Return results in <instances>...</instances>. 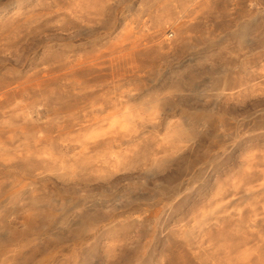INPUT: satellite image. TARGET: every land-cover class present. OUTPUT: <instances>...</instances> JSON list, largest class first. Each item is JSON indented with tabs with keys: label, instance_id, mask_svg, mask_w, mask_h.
Here are the masks:
<instances>
[{
	"label": "rangeland",
	"instance_id": "obj_1",
	"mask_svg": "<svg viewBox=\"0 0 264 264\" xmlns=\"http://www.w3.org/2000/svg\"><path fill=\"white\" fill-rule=\"evenodd\" d=\"M24 181L0 264H264V0H0V184Z\"/></svg>",
	"mask_w": 264,
	"mask_h": 264
},
{
	"label": "bare ground",
	"instance_id": "obj_2",
	"mask_svg": "<svg viewBox=\"0 0 264 264\" xmlns=\"http://www.w3.org/2000/svg\"><path fill=\"white\" fill-rule=\"evenodd\" d=\"M178 84V83H176ZM172 87V92L179 90L180 88L175 89L176 87H180L179 85H175ZM157 111H153L150 115H156ZM105 120L108 123L107 128H111L114 125H118V129L121 131L125 130H133L135 127H138L140 124L143 123V120H138L131 112H116L108 115ZM106 126V124H103V127ZM13 135L16 134H21L23 137L27 138L28 137V132L25 130H17L13 129L12 131ZM194 135V131L192 129L188 130H179V129H174L172 130V133L168 136L169 142L174 143L175 141H182L184 138H189ZM178 145V143H177ZM53 174L58 176L61 179H67L69 177H72L77 173L76 168H69L65 165H59V166H52L50 169ZM4 185L7 187V192L10 194L9 196H12L14 200H17L19 202H23L24 204L31 198L30 195H26L27 189L30 186L29 182H25L22 185H17L14 183H9V182H2L0 185ZM34 213L32 212H25L23 215V220L25 224H28L31 220V217ZM19 254L12 255V257H9L8 260L10 261V264H21L20 260V255L17 257ZM17 262V263H16Z\"/></svg>",
	"mask_w": 264,
	"mask_h": 264
}]
</instances>
